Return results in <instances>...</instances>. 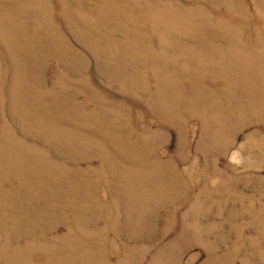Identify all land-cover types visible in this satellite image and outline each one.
<instances>
[{
    "label": "rangeland",
    "instance_id": "1",
    "mask_svg": "<svg viewBox=\"0 0 264 264\" xmlns=\"http://www.w3.org/2000/svg\"><path fill=\"white\" fill-rule=\"evenodd\" d=\"M0 264H264V0H0Z\"/></svg>",
    "mask_w": 264,
    "mask_h": 264
}]
</instances>
